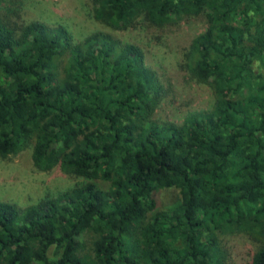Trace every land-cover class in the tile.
I'll use <instances>...</instances> for the list:
<instances>
[{
  "label": "trees",
  "instance_id": "obj_1",
  "mask_svg": "<svg viewBox=\"0 0 264 264\" xmlns=\"http://www.w3.org/2000/svg\"><path fill=\"white\" fill-rule=\"evenodd\" d=\"M103 30L74 40L0 0V159L81 179L0 200V264H224L241 234L264 264V0H87ZM202 18L180 69L212 97L181 123L143 49L113 32ZM177 192L165 208L160 193Z\"/></svg>",
  "mask_w": 264,
  "mask_h": 264
},
{
  "label": "rangeland",
  "instance_id": "obj_2",
  "mask_svg": "<svg viewBox=\"0 0 264 264\" xmlns=\"http://www.w3.org/2000/svg\"><path fill=\"white\" fill-rule=\"evenodd\" d=\"M23 20H39L51 25H62L74 40L96 30H103L90 17L87 0H16ZM202 18H188L176 25L153 28L138 25L136 29L113 34L124 42L143 49L145 62L155 72L167 91L154 117L181 123L187 114L209 109L212 97L207 87L190 80L180 69L182 51L191 40L205 29ZM81 179L66 176L59 170L36 172L30 161V149L7 159H0V200L21 208L44 196L73 187ZM177 198L174 190L160 193L161 205L170 207ZM227 252L224 264H247L253 244L241 234L220 235Z\"/></svg>",
  "mask_w": 264,
  "mask_h": 264
}]
</instances>
